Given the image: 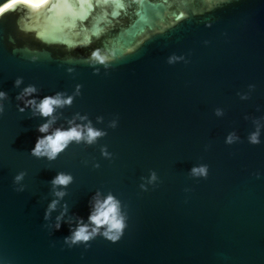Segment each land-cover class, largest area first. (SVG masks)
Wrapping results in <instances>:
<instances>
[{"label": "water", "instance_id": "water-1", "mask_svg": "<svg viewBox=\"0 0 264 264\" xmlns=\"http://www.w3.org/2000/svg\"><path fill=\"white\" fill-rule=\"evenodd\" d=\"M94 48L107 50L108 68L86 60ZM172 54L183 59L169 63ZM27 84L37 98L73 97L52 128L79 114L107 134L73 141L54 160L31 155L48 118L18 110ZM0 89V257L10 264H264V0H50L36 12L15 4L0 14ZM229 132L239 137L230 145ZM198 163L208 164L206 178L189 174ZM152 169L159 179L149 183ZM61 171L73 179L45 220ZM97 191L121 201L122 237L68 248L66 221L87 219Z\"/></svg>", "mask_w": 264, "mask_h": 264}, {"label": "clouds", "instance_id": "clouds-1", "mask_svg": "<svg viewBox=\"0 0 264 264\" xmlns=\"http://www.w3.org/2000/svg\"><path fill=\"white\" fill-rule=\"evenodd\" d=\"M209 4L218 5L221 0H205ZM50 3V0H3L0 3V14H3L5 6L20 4L24 6L25 11H39ZM11 8V7H9ZM8 8V9H9ZM109 55L107 50L101 48H94L89 53L86 60L90 65H103L105 68L109 67ZM183 59L182 56L172 54L168 57V62L173 63L175 61ZM71 71V69H68ZM94 71L98 69L94 68ZM22 82V77H17L13 83L15 86H19ZM77 85V89H79ZM254 84H249L250 90L254 89ZM38 91L34 84L25 85L21 91L17 94L16 99L22 101V104L18 106V110L23 112L25 107L31 108L33 114H39L42 117H47L43 123L37 126V131L44 135L37 136L36 140L29 150L31 155L36 157H46L48 160H54L60 152H62L67 146L75 141L80 143L83 141L86 144H93L98 137L106 135L104 129L96 128L92 125L91 121L86 116L79 114L68 120V127H55L52 128V124L55 121L54 112L57 108L64 105H70L73 97L71 95H65L61 91H57L51 95H43L37 98L34 94ZM7 97V92L0 89V101H3ZM241 99H247V94L241 95ZM3 104L0 103V113L3 112ZM215 114L217 116L223 115V110L216 108ZM79 119L85 121V123H76ZM98 120L101 117L97 118ZM255 128L248 133L247 140L250 144H260L261 139V125L258 121H254ZM112 126H115L113 122ZM51 128V130H50ZM239 139L235 132H229L225 137L226 144H233ZM207 147V146H206ZM101 155L108 157L111 153L107 151L106 146L101 147ZM95 166H99L98 164ZM209 166L207 163L194 164L189 174L192 177H207ZM25 173L23 171L17 172L13 177L14 182L23 179ZM71 173L57 172L52 177L50 183L54 189V196L57 199L51 200L44 212L45 220L48 219L50 213L56 209L59 202V198L65 195L64 187L72 182ZM142 179H144L142 177ZM148 182H156L159 177L155 170H149ZM61 186V187H57ZM141 189L146 190V185L141 184ZM187 190V189H186ZM90 208L87 215V219L81 216H76L74 222L69 218L66 222L69 224L68 234L63 237V243L68 248L74 245H83L85 249L89 247V241L96 238L98 235L105 238L110 242H117L123 235L125 228L127 227V216L123 211L121 201L112 192H107L103 195L99 191L93 194L90 199ZM67 205H62L58 215L55 217L54 225L51 227L59 229L61 227V220L65 217L67 212ZM0 264H10V261L0 257Z\"/></svg>", "mask_w": 264, "mask_h": 264}, {"label": "snow or ice", "instance_id": "snow-or-ice-1", "mask_svg": "<svg viewBox=\"0 0 264 264\" xmlns=\"http://www.w3.org/2000/svg\"><path fill=\"white\" fill-rule=\"evenodd\" d=\"M14 6H15V4H13V5H10V6L6 5V6H5V10H4V11L8 10V8H9V7H11V8H12V7H14ZM123 6H124V5H123V3H120V4H118V7H123Z\"/></svg>", "mask_w": 264, "mask_h": 264}]
</instances>
